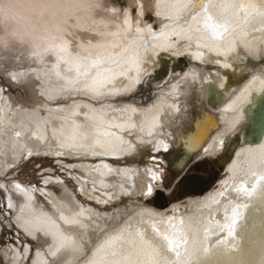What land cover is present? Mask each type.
Wrapping results in <instances>:
<instances>
[{"label":"bare ground","instance_id":"bare-ground-1","mask_svg":"<svg viewBox=\"0 0 264 264\" xmlns=\"http://www.w3.org/2000/svg\"><path fill=\"white\" fill-rule=\"evenodd\" d=\"M102 2L104 6L109 8H118L110 0H102ZM134 2L144 6L143 14L139 16L142 21L140 26L143 28L145 24H149L152 26L153 32L157 34L156 40H153L147 33L144 34V38L152 41V43L174 44V47L170 50L157 49V54L153 57L154 66L149 67L146 73L141 76L142 84L150 76L161 77L159 86L163 87V89L158 92L157 99L148 104H144L141 98L133 97L131 99V96L142 85L140 83L130 93L104 100L103 104L105 107L101 121L86 120L83 113L88 110L83 107L79 110L81 114L77 116H71L64 111L57 112L56 109L58 107L65 108L74 101L81 104L92 103L96 109H100L101 104L93 103L87 97L75 95L60 101H49L47 99L45 93H51L58 84H63V80L57 79L51 71L50 66L55 62V57L45 56V62L42 63L23 49L10 54L8 57H0V61L12 65L9 70L4 72L7 79L15 86L23 87L27 91L29 98L38 99L36 103L30 105L20 92L22 98V102H20L12 93H7L4 87L0 85V96L3 97V99H0V164L10 163L13 156H15L18 165L25 160L29 161L35 158H54L57 160V164L62 165L67 170L69 179L75 181L79 191L78 193L72 190L66 178L63 179L61 176L55 175L52 168L44 170V178L51 181L59 179L62 183L44 184L38 188L24 184L20 180H15V183H19L22 188L39 189V191L30 192L31 199H28V196L21 191L9 189L7 196L11 197L12 210L15 211V215H21L20 210L23 209V215L26 219L44 220L47 218L51 223L47 226L49 235L45 236L43 231L34 233L40 241L41 239H48L45 245L36 247L32 238L27 237L25 242L20 240L19 244H13L5 249L4 257L8 264H14V256L17 261L21 257H26L27 264H31L33 260H36L37 264H43L44 261L51 264L52 257L49 248L57 243V237L51 233H55L57 229L63 232L64 235L72 236L83 245V252L78 257V260L72 254L67 256V259L73 261V264H84V260L92 255L96 247L104 244L110 236L120 234L121 229H126L123 233L125 237L129 233L135 234L137 231H142L146 240H150L154 244H160V237L154 232L152 225L149 223L150 219L154 220L156 227L161 228V231H164L166 227L171 230L168 225L160 223L162 217L165 219L173 217L172 222L178 224L181 218L193 211L190 206L192 201H199L204 204L208 202L210 195L223 191L225 193L224 196L216 197L220 204H213L210 208H199L202 216L207 217L211 213V218L222 220L224 207L227 205L228 200L238 199L234 185L240 177H233L229 168L237 160L236 154L240 153L242 149L256 148L264 143V90H261V86L257 82L242 97L241 92L249 84L252 76H261V72L264 69L259 68L258 61L264 53H258L253 59L251 56L245 55L242 45H238V59H233L232 53L224 56L222 52L218 53L204 47L205 44L212 43L209 39L210 33L203 36L199 47L195 41L191 43L190 47L187 46L188 42L182 36L171 35V28L168 30V35L160 38L161 29L165 25H171V21L166 15H156L158 11H163L157 8L158 0H131L130 7L125 10L132 20H135L140 13L139 8L138 12L134 13L131 6ZM242 2L254 4L257 7L264 6V0H242ZM149 9L154 13V20L146 19ZM239 15L244 17L246 13L241 11ZM106 16L115 20L116 23L122 20L121 15L113 16L111 13L105 14L103 12L96 14L95 19L99 21ZM181 26H185L183 22H181ZM103 31L114 32L116 28L112 25L105 28L103 24H97L93 32H84L82 29L77 30L76 38L73 40V53L80 52L81 55H87L86 51L78 47L80 43L87 47L89 41L93 45L100 42H115L112 37H101L96 34ZM251 36L258 37L259 33H250ZM119 43L121 47L109 48V51L119 55L122 52V46H124L125 41L120 39ZM89 51L94 53L95 49H89ZM177 52H179V55L176 54ZM198 52L203 53V56L199 59L196 56ZM14 55L15 58L11 59V56ZM142 55L146 54L142 51ZM217 60L220 62L219 65L215 63ZM177 62L188 67L180 75L172 73ZM225 62L231 64V69L221 67ZM109 66L114 67L113 65ZM67 67L66 64H61L62 73L74 75V71L72 73L67 72ZM127 67L129 68V75L134 77L136 75L135 68L130 64ZM245 67L247 71L243 70ZM166 68L168 69L166 70ZM170 71L169 78L168 74ZM11 73H19L16 80L10 78ZM261 78L264 79V76H261ZM221 83L224 84L223 88L219 87ZM116 86H121L120 80H117ZM193 86L200 88L209 109L207 107L204 108L203 104H200L198 107L202 110L203 115L197 117L194 121V128L187 131L184 129L185 123L180 122L179 119L182 116L185 117L187 112L192 109V105L187 98V90ZM238 97L240 98L237 99ZM129 105L136 108L137 112L115 110L127 108ZM229 105H233V107L229 108ZM34 109H39V111H33ZM149 109L151 110L150 115L157 117L156 126L152 130L151 136L145 130L138 137L137 133L140 127L143 126L141 112ZM237 116H239V120L233 126L232 121ZM64 117L68 118L64 119ZM38 121H46V124L40 129L34 128L33 124ZM129 123L135 124L136 128L129 127ZM77 124L80 125L79 128L75 127ZM176 128L178 129L176 130ZM16 132H21L22 136L17 137L15 135ZM239 134L240 139L237 140L236 137ZM39 135H43L45 139L37 141L36 137ZM73 137H75L76 142L95 146L96 150L101 152L107 151V149L97 145L96 140L101 142L112 141L119 145V140L122 139L131 143L137 151L134 154L115 152L104 156H93L86 150L81 149L76 155H57L58 149L63 153L69 151L67 148H59V145L71 142ZM177 138L184 144L188 154L200 152V158L211 156L219 158L225 153L228 145L231 144L228 155L220 161L225 168L224 174L226 175L221 177L216 188L189 196L185 201L186 203L176 201L165 208H158L148 203L156 194L157 181L151 179L147 170L151 169V171L155 172L161 167V165L157 164L164 161L161 153L168 151L172 144L171 141ZM220 138L225 139L223 152L216 151V142ZM141 139L144 143L140 142ZM160 142L168 146L167 150L163 147L157 150L156 146ZM36 144H38V148L35 146ZM17 148L19 151H16ZM140 148L152 149L153 151L148 156L147 165L128 164V160H133L139 155ZM28 149H32L34 152L39 151V155L27 156L26 152ZM205 150H207V153ZM229 155L231 158L228 157ZM153 159H155L156 163L152 162ZM101 165H107L114 171L109 172L102 169L103 174L95 172L94 170ZM125 169L128 170L126 177L123 175V170ZM12 173L11 168H7L6 172H0V177H5ZM10 177L14 176L10 175ZM94 180L96 192L92 191ZM80 181H83V185H81ZM223 181H228V184L221 188ZM0 183L8 185L9 181L6 178L0 179ZM121 183L124 184L129 193L135 192L136 195L125 196L119 188ZM149 183L154 186L153 195L151 197L140 195L141 191L146 192V185ZM249 183L251 184V181ZM130 185L134 187H130ZM55 187L61 188L62 192H56ZM81 187L85 188L84 192L80 191ZM65 189H67V193H71V201L68 199ZM105 192L108 193V197H111L110 202L107 204L98 203V200L108 199V197L104 196ZM92 196H95L96 199H91L90 197ZM140 196L145 197L148 201L138 203ZM127 199L130 200L128 208L122 206ZM60 201H64L65 204L75 202L81 205L84 209V215L80 219H82L86 227L77 228L74 232L65 231L67 225L56 215V209L60 207ZM238 202L248 201L239 200ZM109 207H112L113 210L109 211ZM142 209L151 210L158 215L156 217H149L148 215L140 217L138 213ZM73 211L79 212L80 208L73 207ZM64 215L67 217L71 213L65 211ZM215 239L216 237L213 236L211 241L214 242ZM21 246L26 249L23 253L20 252ZM13 249L16 250L15 253L12 251ZM36 252H40L41 256L37 257Z\"/></svg>","mask_w":264,"mask_h":264},{"label":"snow or ice","instance_id":"snow-or-ice-1","mask_svg":"<svg viewBox=\"0 0 264 264\" xmlns=\"http://www.w3.org/2000/svg\"><path fill=\"white\" fill-rule=\"evenodd\" d=\"M96 14L103 12L105 14L111 13L113 16L121 15L122 20L116 23L110 17H105L97 21L96 19L78 26L75 29L74 35H62L60 37L51 36L49 42L42 50H37L33 53V56L39 59L42 63L45 62V56L55 57V62L51 64V71L55 77L59 80H63V84L59 88H54L51 93H45L49 101H60L64 100L69 96H84L87 97L93 103H100L101 108L96 109L92 103H78L73 102L71 105L65 108H57V112H68L71 116H77L81 113L79 110L83 107L88 111L84 112L83 115L86 120L90 119L93 121H101L103 119V111L105 105L103 101L111 99L113 97L127 94L135 89L137 84L141 83V76L144 75L149 67L154 66L153 57L157 54V49L170 50L174 47V44H162L152 43V41L146 40L144 34L147 33L153 38L157 39V34L153 32L152 26L145 24L142 28L140 25L142 21L139 16L143 14V4L133 3L132 7L139 8L140 13L137 15L135 20L129 18V14L126 10H121L116 7H107L103 5L102 0H96L95 5ZM157 8L163 11H158L156 15H166L171 21V25H165L159 33V37L163 38L168 35V30L171 28V35L182 36L188 42L187 46H191L193 41L196 42L197 46H200V41L204 35L209 34V39L212 41L211 44H205L204 47L210 48L218 53L222 52L224 56L229 53L233 54V59H238L237 46L242 45L245 55L251 56L255 59L258 53H264V6L257 7L254 4H245L242 0H158ZM251 10V11H250ZM243 11L246 13L244 17H241L239 13ZM181 22L183 25L181 26ZM97 24H103L105 28L112 25L116 28V31H103L96 33L101 37H112L115 42L113 43H97L92 44L88 42L87 47L83 43H80L78 47L87 52V55H81L80 52L75 54L72 51L73 40L76 38L77 30H83L84 32L95 31ZM135 25V26H134ZM202 25V27H201ZM259 25V27H257ZM250 33H259V36H251ZM125 41L122 46V52L119 55L113 54L109 51V48L121 47L119 40ZM89 49H95V52L89 51ZM142 51L146 55H142ZM130 54V55H126ZM179 55V52L176 53ZM197 58H201L203 53H197ZM261 62L264 63V55L261 56ZM66 64L67 72L74 75H67L62 73L61 64ZM219 65V60L215 62ZM135 68L136 75H129L128 65ZM113 65L114 67H110ZM221 67L225 69H231V64L225 62ZM247 71L245 67L243 69ZM19 73H11L10 78L16 80ZM261 76H264V70L261 72ZM261 76H252L249 84L241 92V97L244 96L249 88L259 83L261 90H264V79ZM117 80L121 81V86L117 87ZM126 81V82H125ZM219 87L223 88L224 84L221 83ZM238 97L237 99H239ZM0 99H3L0 96ZM155 107V106H154ZM233 105H229V108ZM116 111H131L137 112V109L131 105L124 109H115ZM33 111L38 112L39 109ZM151 110H144L141 112L143 117V126L140 127L137 136L140 133L147 130L149 136L152 135V130L156 126L157 117L150 115ZM68 117H64L67 119ZM239 120L237 116L233 121L234 126ZM31 123V121H30ZM46 124V121H38L33 124L34 128L40 129ZM79 128L80 125H75ZM129 127L136 128L135 124L129 123ZM17 137H21V132H16ZM45 139L43 135L36 137L37 141ZM119 139V138H118ZM141 143L144 141L141 139ZM96 144L107 151H97L95 146L78 143L75 137L71 138V142L61 143L59 148H67L69 151L66 153L57 150V155H76L79 150L84 149L93 156H104L113 154L115 152L120 153H136V148L129 142L119 140V145L112 141L101 142L96 140ZM217 152H223L225 149V139L220 138L216 142ZM38 148V144L35 145ZM157 150L163 147L167 150V145L160 142L157 146ZM16 151H19L17 148ZM207 153V150H205ZM150 154V153H149ZM26 155L33 157L39 155V151H33L28 149ZM47 155V153H45ZM237 160L230 166L229 171L233 177H240L238 182L234 185V190L237 193L238 199H229L227 205L224 207L223 219L211 218V213L207 217H204L207 221V227L204 229V235L207 239L211 240L213 236L216 237L215 243L225 245L227 247H235L234 241L236 240V229L241 219L245 215V211L248 208V202H238L239 200L249 201L256 191L264 185V171H256L253 169V165L256 167L264 166V143L260 144L256 148L242 149L240 153H237ZM243 160L248 166V170L244 171L240 168V162ZM156 163L155 159L152 161ZM19 165L16 163L15 156H13L11 162L0 164V172H6L7 168H11L12 172H16ZM102 169L109 172L114 171L107 165L98 166L94 171L103 174ZM58 170L66 171L61 166ZM39 171V168H36ZM119 171V170H115ZM150 173L151 179L158 182H166L163 184L164 187H169L167 181L168 176L162 167L158 168L157 171L153 172L151 169L147 170ZM7 175V174H6ZM123 175H128V170H123ZM19 173L16 177H13L8 185L0 183V197L7 200L6 208L11 210L13 204L11 203V197L7 196V192L10 188L16 189L23 192L28 199H31L30 192L39 191L37 188H22L19 183H15L18 179ZM0 177V179H5ZM43 180L44 184L56 183L60 184L62 181L57 179L51 181L45 179L43 176L39 177ZM79 179V178H77ZM251 181V184L249 183ZM29 183H31L29 181ZM83 185V181H80ZM101 183H103L101 181ZM228 181L221 183L223 188ZM130 187H134L130 185ZM120 191L125 195H136L135 192L129 193L124 187V184L119 185ZM81 192L85 191L84 187L80 188ZM92 191L96 192L95 180L93 181ZM68 199L71 201V193H67ZM154 193V186L152 184L146 185V192L141 191L140 195L151 197ZM223 191L218 192L208 197V202L202 205V208H210L213 204H220V201L216 198L217 196H224ZM105 197H108V193H104ZM96 199L95 196L90 197ZM111 197L104 199L103 201L98 200V203H109ZM73 207H79L80 211H73ZM5 209L0 208V214H3ZM21 215L16 216V221L13 222L12 216L5 215L4 219H0V226L4 229L10 230L13 227L23 229V234L26 237H31L34 245H39L40 240L34 235L35 232L43 231L44 235H49L48 224L51 222L45 218L44 220H29L23 215V209L20 210ZM68 211L71 213L70 216H65L64 212ZM56 215L59 219L63 220L64 224L67 225L65 231L74 232L77 228H84L86 225L80 219L84 215V209L78 203L65 204L64 201H60V207L56 209ZM140 217L148 215L149 217H156L158 214L148 209H142L138 213ZM173 217L167 219L161 218L160 223L168 225V227L161 231V228L156 227L154 220L150 219L149 223L152 225L154 232L160 237L161 243L154 244L150 240L144 238V232L137 231L135 234L129 233L127 237L123 235L126 229H121L120 234L116 236H110L104 244L96 247L90 257L84 260V264H164V258L161 253V245L166 247V250L173 254L175 260L171 264H179L182 256V251L187 241L183 236V218L177 223H173ZM7 221L8 223H5ZM57 237V243L49 248L50 255L52 257L51 264H73V261L68 260L67 256L72 254L77 258L83 252V245L80 241L74 239L72 236L64 235L59 229L55 233H51ZM223 237V238H221ZM2 243V241H0ZM15 253V249L12 250ZM22 246L20 252H25ZM36 256L40 257V252H36ZM14 264H27V258L21 257L18 261L16 257H13ZM31 264H37L36 260L31 261ZM43 264H48L44 261Z\"/></svg>","mask_w":264,"mask_h":264},{"label":"clouds","instance_id":"clouds-1","mask_svg":"<svg viewBox=\"0 0 264 264\" xmlns=\"http://www.w3.org/2000/svg\"><path fill=\"white\" fill-rule=\"evenodd\" d=\"M96 0H0V57L26 50L30 55L45 48L49 37L74 35L78 26L95 20ZM58 84L56 88L61 87ZM240 168L249 166L241 160ZM253 169L264 171V166ZM192 201V212L183 218V236L187 243L179 264H264V185L248 201L246 214L236 229L235 247L207 239V221L198 214L202 207ZM164 264L175 260L161 245Z\"/></svg>","mask_w":264,"mask_h":264},{"label":"rangeland","instance_id":"rangeland-1","mask_svg":"<svg viewBox=\"0 0 264 264\" xmlns=\"http://www.w3.org/2000/svg\"><path fill=\"white\" fill-rule=\"evenodd\" d=\"M112 3H114L119 9L125 10L127 7H130L131 0H110ZM134 13L136 14L138 12V8L132 7ZM147 20H154V13L151 9H149L147 15ZM14 56H11V59H14ZM180 62L176 63V66H174V71L172 73H175V75H180L181 72L186 71L187 66L179 65ZM178 65V66H177ZM259 68L264 69V63L261 62V59L258 61ZM12 67L7 62L0 61V85L4 87V90L7 93H12L18 101L22 102V98L20 96V92L23 94L25 100L28 104L33 105L38 101L37 98H29L27 91L21 87V86H15L12 82H10L5 73L7 70H9ZM168 68H166L167 70ZM171 74V71L169 72ZM170 78V75H169ZM161 80V77L158 76H150L147 80L140 85L139 89L133 96H131V99L133 97L141 98L142 102L144 104H148L151 101H155L157 99L158 92L163 89V87L159 86V81ZM199 87L193 86L191 89L189 88L187 90V98L188 101L192 105V109L187 112V115L185 117H181L179 119L180 122L185 123L184 129L189 130L194 128V121L197 117L202 116L203 112L198 107L200 104H203L204 108H208L207 101L205 100L203 93H201ZM200 92V93H199ZM21 99V100H20ZM209 109V108H208ZM206 110V109H205ZM178 125V124H177ZM179 128V127H178ZM176 128V130L178 129ZM237 140L240 139V134L236 137ZM171 145L169 147V150L166 152L161 153V155L164 158V161L158 162V165H161L163 170L166 171L168 176V185L169 187H164L163 184L166 182H156V194L153 196V199L149 200V204L156 206L158 208H165L171 204H173L176 201H182L183 203H186V199L189 196L195 195L190 194L185 196L184 198H179V187L177 186V182H179L180 178H191L197 176H202L207 182H208V188L207 191H209L212 188H216L219 180L221 177H224L225 168L220 165L221 159L226 157L228 155V152L231 149V144L228 145L227 150L223 155H221L219 158L217 157H203L200 158V152L194 153V154H188L187 151L184 148V144L180 142V139L177 138L176 140L171 141ZM146 149V150H145ZM152 149L147 148H140L139 155L133 159L128 160L127 163L129 164H137L140 166L147 165L148 163V156L151 155ZM150 153V154H149ZM231 158V156H228ZM228 158V159H229ZM62 165L57 164V160L54 158H35L33 160H25L22 162L19 167H17L16 172H13L12 176L16 177L19 173L18 179L24 184L33 185L38 188L42 187L44 185L43 180H40L39 177L45 175L43 174L44 170L47 168L54 169V174L61 176L63 179L66 178L69 187H71L72 190L78 191V186L75 183V181L69 179V175L67 170L61 171L58 170ZM39 168V171H36V168ZM63 169H65L63 167ZM10 175L6 176L7 181H10L12 178ZM29 181L31 183H29ZM56 192L61 193L62 190L59 187H55ZM205 191V192H207ZM82 199V195H80ZM142 201H148L145 197L140 196L138 198V203H141ZM130 200L127 199L122 206L127 207L129 206ZM7 200L3 197H0V208L5 209L3 214H0V219H4L5 215L12 216L13 222L16 221V215L14 210H8L6 208ZM109 207L108 210L112 211L113 208ZM5 223H8L5 221ZM27 239L26 236H24L22 229L18 227H13L10 230L4 229L3 226H0V264H8L7 260L4 257V250L7 249L9 246L13 244H19V241L25 242ZM46 239H41L39 245L34 246H43L45 243H47Z\"/></svg>","mask_w":264,"mask_h":264},{"label":"water","instance_id":"water-1","mask_svg":"<svg viewBox=\"0 0 264 264\" xmlns=\"http://www.w3.org/2000/svg\"><path fill=\"white\" fill-rule=\"evenodd\" d=\"M170 74H168L169 76ZM221 165V164H220ZM177 186L179 187V198H184L190 194H201L207 191L208 182L202 176H195L193 179L191 178H180L179 182H177Z\"/></svg>","mask_w":264,"mask_h":264}]
</instances>
